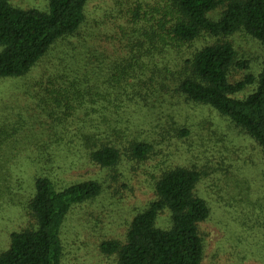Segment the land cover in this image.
Instances as JSON below:
<instances>
[{
  "label": "trees",
  "instance_id": "obj_1",
  "mask_svg": "<svg viewBox=\"0 0 264 264\" xmlns=\"http://www.w3.org/2000/svg\"><path fill=\"white\" fill-rule=\"evenodd\" d=\"M88 1L48 0L41 10L0 0V78L25 76L61 40L79 33ZM149 8L146 28L132 32L134 48L127 57L117 62L97 52L92 75L86 66L81 73L60 62L56 73L44 71L45 82L34 83L30 97L44 115L32 134L42 152L41 169L28 200L29 222L11 233L0 264H62V228L72 209L101 195L108 177L126 184L127 162L141 164L155 155L159 141L145 137L136 121L138 110L157 102L180 96L212 108L253 139L264 156V0H157ZM236 33L260 45L258 72L228 39ZM159 124L152 127L160 126L155 134L162 138L168 130ZM3 130L0 145L18 133L10 127L4 137ZM87 164L106 170V180L63 176ZM206 171L183 165L162 169L153 176V198L132 217L124 237L104 240L101 251L114 256V264H201L200 224L210 218L211 207L197 186ZM165 212L168 225L162 227L158 220Z\"/></svg>",
  "mask_w": 264,
  "mask_h": 264
},
{
  "label": "rangeland",
  "instance_id": "obj_2",
  "mask_svg": "<svg viewBox=\"0 0 264 264\" xmlns=\"http://www.w3.org/2000/svg\"><path fill=\"white\" fill-rule=\"evenodd\" d=\"M156 1L89 0L86 21L79 33L61 40L25 76L0 78L3 136L10 127H18L12 142L4 138L0 145V252L8 248L11 233L29 222L28 200L34 192V177L41 169L38 160L42 152L32 134L41 128L44 115L38 113L36 100L31 98L36 91L34 83L45 82L44 71L56 73L55 65L60 62L67 61L76 70L81 68V73L86 66L88 75H92L96 65L92 58L97 52H105L106 59L115 58L117 62L127 57L134 42L131 38L136 36L133 30L146 28L149 7ZM11 4L45 10L48 0H11ZM228 39L258 72L260 45L243 33ZM240 75L236 74V78ZM138 111L140 120L136 123L145 128V137L151 134L159 141L156 153L141 164L127 162L126 171L123 169L126 184L108 177V187L101 195L72 209L62 228V264H114L115 257L105 255L100 244L124 237L132 217L154 196L153 176L177 165L207 170L197 186V193L211 207L210 218L200 224L205 237L201 264H264V156L254 140L212 108L180 96ZM154 123L169 132L158 137L155 133L160 126L153 129ZM177 127H185L189 133L181 134ZM63 176L69 181L106 180L107 171L87 164ZM168 219V214L163 213L158 225L167 226Z\"/></svg>",
  "mask_w": 264,
  "mask_h": 264
}]
</instances>
